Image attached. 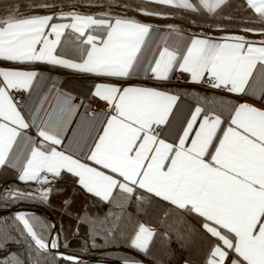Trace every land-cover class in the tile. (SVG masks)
Here are the masks:
<instances>
[{
  "label": "snow or ice",
  "instance_id": "snow-or-ice-1",
  "mask_svg": "<svg viewBox=\"0 0 264 264\" xmlns=\"http://www.w3.org/2000/svg\"><path fill=\"white\" fill-rule=\"evenodd\" d=\"M148 3L215 14L227 0ZM244 7L264 25V0H244ZM166 27L157 54L147 58L145 50L154 42L149 23L77 11L8 18L0 21V61L45 64L115 79H130L144 66L159 81L168 80L178 66L190 74L189 82L207 78L214 89L264 103V40L236 34L186 39L175 26ZM244 30L264 33V28ZM62 46L73 55L58 54ZM44 87L42 73L34 68H0V166L11 165L18 170L19 181L38 185L28 191L9 187L6 200L47 202L54 189L43 185L68 173L104 202L113 203L119 194L122 200L116 207L123 208L133 198L143 202L147 194L196 216L201 229L215 238L204 264H227L230 253L235 255L231 264H264V109L246 102L229 105L225 110L230 119L224 121L196 106L178 142L168 143L161 138L162 129L176 118L177 95L152 87L97 83L92 95L106 102L108 111H94L86 123L83 118L77 121L73 136L67 138L79 107L71 96L53 86L37 96L38 103L26 118L24 101L18 103L12 95L26 92L31 100ZM33 128L36 136L30 137L26 133ZM16 219L38 257L58 247L57 238L38 234L23 212L16 213ZM154 235L140 223L129 246L146 253ZM16 264L23 262L17 259ZM124 264L139 262L126 259Z\"/></svg>",
  "mask_w": 264,
  "mask_h": 264
},
{
  "label": "trees",
  "instance_id": "trees-1",
  "mask_svg": "<svg viewBox=\"0 0 264 264\" xmlns=\"http://www.w3.org/2000/svg\"><path fill=\"white\" fill-rule=\"evenodd\" d=\"M42 3L53 6L40 7ZM116 9H147L165 13L179 21L182 31L193 35L222 28H264L245 9L244 0H227L215 14L160 6L148 3V0H0V21H3L4 14L11 11L43 10L56 14L77 11L82 14L113 15ZM60 50L73 55L70 49L63 46ZM0 63L9 64L4 61ZM168 88L203 107L206 112L213 111L221 115L224 121L230 118L226 107L238 104L241 100L240 95L214 89L205 83L172 80ZM17 176L14 170L0 168V241H4L0 245V264H16L17 259L23 264H36L37 258L40 264H90L68 262L53 252L38 257L30 238L24 234L19 222L9 214L10 210H38L51 216L56 223L57 248L76 256H100L118 261L127 259L146 264H204L209 245L215 239H210L201 229V221L196 216L178 211L159 198L146 194L143 202L133 198L123 208L116 207L115 204L122 200L119 194L113 203L104 202L82 189L77 178L68 173L43 185L45 189H54L47 202L6 200L5 190L9 187L24 191L38 187L35 182L19 181ZM110 212L114 215H108ZM116 216L120 218L117 220ZM27 218L38 234L49 238L52 225L47 217L31 213ZM142 222L152 226L155 232L146 253L135 251L129 246L131 236Z\"/></svg>",
  "mask_w": 264,
  "mask_h": 264
},
{
  "label": "crops",
  "instance_id": "crops-1",
  "mask_svg": "<svg viewBox=\"0 0 264 264\" xmlns=\"http://www.w3.org/2000/svg\"><path fill=\"white\" fill-rule=\"evenodd\" d=\"M198 11L207 13L203 9H199ZM48 13L49 12H46L43 10L11 11V12L4 14V17L2 20H6L8 18H13V19L27 18L34 14H48ZM112 16H119L122 18H131L138 22L149 23L153 26V41L154 42L151 43L149 48L145 50V56L147 58H151L153 55L157 54L155 52V49L160 45V38L167 34L168 28L166 26L168 25L175 26L176 29L186 39L192 36H202V37L211 36L213 38H219V37H223L225 34H236V35L243 36L248 40H253V41L264 40V33L245 31L244 30L245 28L212 29V30L207 31L205 34H201V35L189 34V33L182 31L179 28V21L170 15H163V16L144 15V14H141L140 11H136V10L116 9L113 11ZM67 53L69 52L65 53V52H62L60 49L58 51V54L60 55H67L71 57ZM14 64L15 65H12L11 62H9L8 65L0 63V68H15V69L34 68L38 70L39 72H41L43 75V82H44L45 87L41 90V92H34L31 100L28 99V94H27L26 100L21 105L23 114L26 115V118H27V114L32 109V105L34 103H38L37 96L42 95L43 93L47 92L48 89L52 88L53 86H55L56 89L71 96L72 102L79 106L77 109V115L74 117V122L70 125L69 130L66 132L67 138H70L73 136L72 130L77 129V123H76L77 121H81V119L83 118V121L86 123L88 120V116H90L93 113L89 108L88 102L91 98H95L92 95V93L95 90L94 89L95 84L97 83L114 84V85L121 86V87L129 86V85L152 87L158 90L169 91L171 94L177 95L172 90H169L168 86H170V82L172 81L173 74L176 71H182L179 69L178 66H176L173 69V71L169 73L168 80L159 81V80L152 78L150 72L146 73L144 71V66L140 67L138 69L137 74L134 75L130 79H115V78L97 77L91 74L79 73L76 71L66 70V69H62L59 67H53V66H49L45 64H35V65H23V64H17V63H14ZM146 64H147V60H145L144 62L145 66ZM205 79L202 83L205 82ZM177 96L179 97V99L177 101V106L174 108V111L177 113L176 118L172 120L171 124L165 126L162 129L163 135L161 136V138L165 139L166 142L168 143L178 142L179 135L182 134L183 126H186V120L190 118L191 112L194 111L196 106H198L195 103L179 95ZM240 96H241L240 102H246L257 108L264 109V103H260L257 99H252L248 96H243V95H240ZM96 99L100 100L99 98H96ZM101 111L102 110L95 111V112L99 113ZM85 113H87L88 115L87 116L84 115ZM196 127H198V123ZM222 127L227 128L228 124L223 123ZM78 131H82V130H78ZM26 134L30 137H35L36 130L34 128L30 129L27 131ZM220 135H222V133H220ZM67 138L64 141L65 144L68 143ZM189 143H190V140H189ZM84 162H87V161H84ZM2 167H6L11 170H14L18 174V170L14 169L11 165L0 166V168ZM164 203H167V202H164ZM142 223L148 226L149 228L153 229V227L148 225L147 223L145 222H142Z\"/></svg>",
  "mask_w": 264,
  "mask_h": 264
},
{
  "label": "water",
  "instance_id": "water-1",
  "mask_svg": "<svg viewBox=\"0 0 264 264\" xmlns=\"http://www.w3.org/2000/svg\"><path fill=\"white\" fill-rule=\"evenodd\" d=\"M8 212L15 219H16V213H18V212H23L26 215V217H27L28 214H31V213H37V214L44 215L45 217H47L49 219V221L51 222V225H52V231H51V234H50L49 237H56V223H55V220L51 216H49L46 213H44L43 211L29 210V209H19V210H10ZM20 226L22 227L21 224H20ZM48 252H53L60 259H64V260H66L68 262H73V263L85 262V263H90V264H124V262H125V261H118V260H113V259H110V258L100 257V256H76L74 254H69V253L63 252V251H61L58 248L50 249ZM60 254H64V255L61 256ZM69 255L77 257L78 260L77 261H71V260L66 259L65 257L69 256ZM139 264H146V263L139 262Z\"/></svg>",
  "mask_w": 264,
  "mask_h": 264
},
{
  "label": "built area",
  "instance_id": "built-area-1",
  "mask_svg": "<svg viewBox=\"0 0 264 264\" xmlns=\"http://www.w3.org/2000/svg\"><path fill=\"white\" fill-rule=\"evenodd\" d=\"M191 79L190 77V74H187V73H184L183 71H176L174 74H173V77H172V80L174 81H180V82H187ZM206 85H209L208 82H207V79H205V82H204ZM13 97H14V100L16 102H21V101H25L26 98H27V93L26 92H20V93H16L14 92L13 93ZM89 104V108L92 112L94 111H99V110H102L104 112H107L108 111V105L106 102L102 101V100H98L96 98H91L88 102ZM111 114V113H109Z\"/></svg>",
  "mask_w": 264,
  "mask_h": 264
},
{
  "label": "rangeland",
  "instance_id": "rangeland-1",
  "mask_svg": "<svg viewBox=\"0 0 264 264\" xmlns=\"http://www.w3.org/2000/svg\"><path fill=\"white\" fill-rule=\"evenodd\" d=\"M112 14V13H111ZM235 258V255L234 254H232V253H230V258H229V260H228V262H227V264H231V260L232 259H234ZM183 264H190V263H188V262H185V263H183Z\"/></svg>",
  "mask_w": 264,
  "mask_h": 264
}]
</instances>
